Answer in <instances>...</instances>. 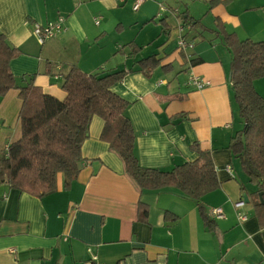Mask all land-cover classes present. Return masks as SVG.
<instances>
[{
    "label": "crops",
    "instance_id": "0c3cea01",
    "mask_svg": "<svg viewBox=\"0 0 264 264\" xmlns=\"http://www.w3.org/2000/svg\"><path fill=\"white\" fill-rule=\"evenodd\" d=\"M134 1L0 0V33L20 52L10 70L18 87L33 76L57 100L73 65L88 74L126 71L111 91L128 103L139 166L169 172L195 161L197 149L209 152L220 184L201 199L211 224L174 187L138 189L94 116L80 172L67 188L61 173L56 191L43 198L0 185V264H264V206L227 149L242 120L223 41V34L233 46L264 41V0H218L212 8L209 0H145L133 11ZM58 17L64 30L40 43L34 27ZM181 35L192 49L180 51ZM152 56L160 64L146 76L135 63ZM190 75L210 86L193 89ZM253 88L264 100V78ZM18 94L0 98V153L21 137ZM243 195L248 203L235 210Z\"/></svg>",
    "mask_w": 264,
    "mask_h": 264
},
{
    "label": "trees",
    "instance_id": "16d2710c",
    "mask_svg": "<svg viewBox=\"0 0 264 264\" xmlns=\"http://www.w3.org/2000/svg\"><path fill=\"white\" fill-rule=\"evenodd\" d=\"M218 2L209 0L210 8ZM184 15L181 20L186 22ZM192 23L193 27L199 24ZM230 37L223 34V41L231 52L229 82L242 128L230 139L227 149L264 200V100L253 88L255 80L264 78V41L243 40L233 46ZM19 54L0 33V98L15 89L21 101L18 113L21 137L0 153V185L43 198L56 191L57 175L61 173L67 188L80 172L81 146L88 137L92 118L97 116L103 121L101 140L118 155L126 176L138 189L174 187L194 200L206 225L211 224L201 199L220 184L209 152L197 149L199 156L195 161L169 172L139 166L134 155V131L125 116L128 103L111 91L126 71L88 74L73 65L61 84L65 97L57 100L45 95L34 84L33 76L25 85L17 86L10 62ZM159 64L153 56L135 63L146 76ZM161 69L167 71L165 67ZM257 205L261 207V203Z\"/></svg>",
    "mask_w": 264,
    "mask_h": 264
},
{
    "label": "built area",
    "instance_id": "2783aa9c",
    "mask_svg": "<svg viewBox=\"0 0 264 264\" xmlns=\"http://www.w3.org/2000/svg\"><path fill=\"white\" fill-rule=\"evenodd\" d=\"M144 1L145 0H135L132 3V10L137 11ZM64 21H65L64 18L58 17V19L54 22H49L43 26H35L33 32L38 37L39 42L43 43L44 41L54 37L60 31L64 30L63 28ZM95 24H97V22H95ZM182 31H183V27L181 26L180 32ZM178 47L180 51H186L192 49L193 45L190 42L186 41L183 35H181L178 40ZM188 83L195 90H201L210 86V81L204 80L195 75L189 76ZM243 206H244V202L242 200L238 201L237 203H234L235 210H240ZM213 215L217 218L223 217L221 209L213 210ZM240 219L243 220L244 217H240ZM85 264H102V263L95 262V258H92L91 260L87 261Z\"/></svg>",
    "mask_w": 264,
    "mask_h": 264
},
{
    "label": "water",
    "instance_id": "95a60500",
    "mask_svg": "<svg viewBox=\"0 0 264 264\" xmlns=\"http://www.w3.org/2000/svg\"><path fill=\"white\" fill-rule=\"evenodd\" d=\"M243 200H244V203H248V200H247V198H246V195H243ZM259 199H260V202L262 203V204H264V200H262V193H259Z\"/></svg>",
    "mask_w": 264,
    "mask_h": 264
},
{
    "label": "rangeland",
    "instance_id": "374dc122",
    "mask_svg": "<svg viewBox=\"0 0 264 264\" xmlns=\"http://www.w3.org/2000/svg\"><path fill=\"white\" fill-rule=\"evenodd\" d=\"M180 79H181L180 83L182 84L184 82V75H180Z\"/></svg>",
    "mask_w": 264,
    "mask_h": 264
}]
</instances>
